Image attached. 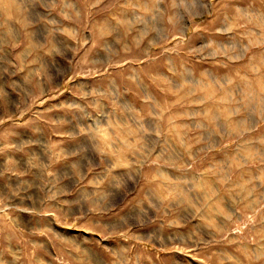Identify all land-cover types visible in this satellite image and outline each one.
<instances>
[{
    "label": "rangeland",
    "instance_id": "obj_1",
    "mask_svg": "<svg viewBox=\"0 0 264 264\" xmlns=\"http://www.w3.org/2000/svg\"><path fill=\"white\" fill-rule=\"evenodd\" d=\"M0 264H264V0H0Z\"/></svg>",
    "mask_w": 264,
    "mask_h": 264
}]
</instances>
